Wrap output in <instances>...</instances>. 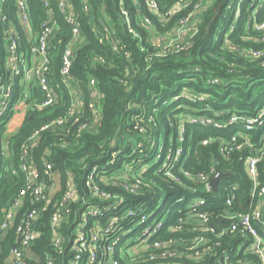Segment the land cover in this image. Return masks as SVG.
Here are the masks:
<instances>
[{"label": "trees", "instance_id": "1", "mask_svg": "<svg viewBox=\"0 0 264 264\" xmlns=\"http://www.w3.org/2000/svg\"><path fill=\"white\" fill-rule=\"evenodd\" d=\"M29 1L33 24L38 29L48 17L47 8L43 0ZM70 1L86 38L77 48L71 70L72 78L80 82L82 109L72 112L73 95L63 84L61 72L62 56L74 36V25L60 10L58 1L51 0L57 23L51 65L58 101L40 110L30 108L45 99L41 88L33 86L22 124L8 132L11 112L0 120V159H6L3 147L7 141L8 161L16 166L36 131L60 118L66 120L61 126L41 131L31 147L30 155L41 172L46 162L51 163L59 173L60 185L51 200L27 197V209H41L37 219L41 235L31 245L40 258L39 264H46L49 257H54L57 264L70 263L75 256L72 247L78 226L82 225L87 235L94 228L97 217L89 213L91 208L106 212L104 225L109 218L117 217L121 242L116 247V258L122 264H139L133 259L130 262L119 251L130 238V246L149 245L148 254L154 258L141 264H197L188 255L195 253L185 248L182 240L200 235L209 237V241L230 243V260L236 263L244 257L235 255L240 237L229 232L220 238L217 235L231 226L226 212L230 196L237 195L234 209H251L248 200L252 184L245 171V161L251 154L247 141L264 146V114L260 115L264 111V30L256 27L264 22V0H154L155 9L147 0ZM179 4L181 8H176ZM194 10L193 26L180 48L175 45L164 50L152 42L153 31L164 30L165 23L166 31H171ZM252 52L261 54L254 57ZM95 90L99 92L97 98L92 95ZM19 96L17 89L16 98ZM93 102L96 111L91 107ZM203 118L211 123L194 121ZM249 118L259 121L246 130ZM179 147L180 164L168 165L169 153ZM212 167L210 179L219 173L229 175L219 179V193L208 190L206 182L198 179L200 174L210 173ZM260 168L263 176L264 159ZM93 171L100 173L94 184L108 195L119 196V205L115 197L91 192L88 177ZM70 178L79 199L64 208L59 230L65 241L60 252L53 245L51 217ZM137 180L141 183L135 193L124 187H134ZM233 183L239 185L236 191L231 188ZM26 184L23 173L0 174V223L2 208L10 205ZM196 198L206 199L196 212L208 214L215 233L201 228L194 231L187 223L192 212L189 203ZM128 211L132 213L127 215ZM146 215L150 219L143 224ZM159 222L162 226L155 233L153 229L145 230ZM13 236L11 232L3 241L0 264L14 245ZM203 264H213V260L210 257Z\"/></svg>", "mask_w": 264, "mask_h": 264}, {"label": "built area", "instance_id": "2", "mask_svg": "<svg viewBox=\"0 0 264 264\" xmlns=\"http://www.w3.org/2000/svg\"><path fill=\"white\" fill-rule=\"evenodd\" d=\"M57 1L60 10L67 15L68 21L74 25V36L67 43L61 60L62 82L69 87L74 98L72 83L79 81L72 78L71 70L77 48L86 41V38L77 25L78 16L71 1ZM43 2L47 8L48 17L42 23L41 27L36 29L33 24L29 0H0V55L3 54V57L0 56L3 59V61H0V120L6 119L11 112V118L6 124L8 132L16 130L22 124L25 114L30 107L27 101L33 86L41 88L45 93V99L42 102L32 104L30 108L40 110L45 107H50L58 101V95L55 89L57 85L55 82V71L51 65L53 63L51 49L55 43L54 34L57 23L54 20L51 0H43ZM147 2L152 9L156 8L157 4L154 0H147ZM176 8H181L180 4ZM196 12L194 10L184 24H188V21L191 20V25H193L194 13ZM184 24L181 26H184ZM256 27L259 31L264 30V22L261 24L257 23ZM190 31L191 28H189ZM260 54V52H252L254 57H258ZM17 89H19L20 93L18 99L16 98ZM92 95L94 98H97L99 97V92L95 90ZM78 107L77 103L73 101L72 112H79L82 108ZM91 107L96 111V102H93ZM263 114L264 111L260 115ZM194 121L204 125L211 123L210 119L205 118ZM257 121H259L258 118L246 119V130L253 129ZM65 123L66 120L60 118L55 122L46 124L31 136L30 140L32 144L38 138L41 131L52 126H61ZM87 126L90 127V125H84V127ZM262 140L264 145V136H262ZM204 142L206 143L207 140ZM247 143L250 147L251 154L245 161V171L252 184L250 192L251 198L248 200L251 209L246 211L234 209V201L237 195L233 194L230 196L226 202V212L229 211L227 216L232 220L231 226L228 230L220 231L217 235L218 238L227 232L238 235L240 240L236 246L235 255H243L244 257L239 258L236 263L231 262V255L229 253L231 244L225 243V241H209V237L207 236L200 235L191 240H182L184 247L195 253L194 256L188 255L190 258L198 261L197 264H203V261L210 257L213 260V264H256V260L259 261V264H264V175L262 176L260 168L261 162L264 159V146L258 147V145L250 141H247ZM32 144L24 147L20 163L16 166L11 160L8 161V153L6 152L7 141L4 143L3 155L6 159H0V174L4 172L5 174L10 173L19 176L20 173H23L26 176L27 184L20 191L18 197L10 205L4 206L1 211L0 254L2 253L3 241L11 236V232H14V245L9 249V253L2 264L40 263V258L31 250V245L41 235L37 223L41 209L39 207L27 209V197L30 195L34 201H40L42 199L51 200L60 190L59 173H55L53 165L47 162L44 172H41L38 164L30 155L32 152ZM181 155V147L175 152H170L167 157V164H180ZM213 171L214 168L212 167L210 173L200 174L198 176L199 180L206 182L207 189L211 191H213L211 187L213 178L210 179V174ZM187 174L189 175V173ZM99 176L100 173L98 171H93L89 175L88 183L91 192L96 196L104 198L115 197V201L118 200L119 205L122 202L119 196L108 195L94 184L96 178ZM107 177L106 175V179ZM173 178L176 181H181L175 175H173ZM46 179L48 182H46ZM140 183L141 181L137 180L134 187H124L130 192L135 193ZM231 188L236 191L239 185L233 183ZM219 191L220 189L218 187L217 193ZM78 199V191L73 179L70 178L64 196L57 203V211L51 217V224L54 230L53 245L60 252L65 241L64 236L59 230L60 221L65 216L64 208ZM205 203V198H196V200L189 203V207H192V212L189 213L187 223L193 226L194 231L202 229L215 233L214 228L209 225L210 217L208 214L196 212L197 208ZM241 207L245 208L244 205H241ZM113 208H117V205ZM89 213L97 217L93 223L94 228L91 235H87L83 231L82 225L78 226L72 247L75 256L69 264H122L116 258V247L121 242V235H119L120 229L118 230L116 226L117 217L109 218V223L104 225L103 218L106 214L104 210L91 208ZM131 213V211H128L126 214L130 215ZM149 219L150 217L148 215L144 216L142 223L146 224ZM161 226L162 222H159L156 227L150 226L145 230L149 231L153 229L152 232L155 233ZM130 242L131 238L125 240V244L119 248L122 255L132 247L129 244ZM156 245L158 247L163 246L162 243H156ZM147 246L149 248V245ZM142 253L144 254L143 256L137 255L135 258L133 257V260L139 264L144 263V261L149 263L153 260L154 257L148 254V249ZM254 257H256V260ZM46 264H57V260L54 257H49Z\"/></svg>", "mask_w": 264, "mask_h": 264}, {"label": "rangeland", "instance_id": "3", "mask_svg": "<svg viewBox=\"0 0 264 264\" xmlns=\"http://www.w3.org/2000/svg\"><path fill=\"white\" fill-rule=\"evenodd\" d=\"M201 5H203V3H201ZM183 24L184 23H179L177 26H174L173 28L170 26L169 29L172 28V30L171 31L167 30L169 32L166 31V25L167 24L166 23L163 24L164 30L153 31L154 41L152 40V42L154 44H156L158 47H164L163 48L164 50L166 49V47H173L175 45H176V47H179L180 46L179 44L182 41L184 42L186 37L189 35V28H191L193 26V25H191V20L188 21V24H184V26H181ZM179 25H180V27H179ZM164 130H165V127H164ZM180 131L182 133L183 129L181 128ZM147 249H148V246L145 244L134 245L131 248H129L127 250L128 252H125L124 255L125 256L127 255V257L130 259L129 261L131 262L133 257L135 258L137 255L143 256L144 254L142 252L147 251Z\"/></svg>", "mask_w": 264, "mask_h": 264}, {"label": "crops", "instance_id": "4", "mask_svg": "<svg viewBox=\"0 0 264 264\" xmlns=\"http://www.w3.org/2000/svg\"><path fill=\"white\" fill-rule=\"evenodd\" d=\"M72 87L74 89V101L77 103V105L79 106L78 108H82L83 107V98H82V93H81V89H80V83L75 81L74 83H72Z\"/></svg>", "mask_w": 264, "mask_h": 264}, {"label": "water", "instance_id": "5", "mask_svg": "<svg viewBox=\"0 0 264 264\" xmlns=\"http://www.w3.org/2000/svg\"><path fill=\"white\" fill-rule=\"evenodd\" d=\"M227 176H229V175L219 173V174H217V175L215 176V178L211 181V187H212V189H213V191H214L215 193L218 192V181H219V179H220L221 177H227ZM227 213H229V211H227Z\"/></svg>", "mask_w": 264, "mask_h": 264}]
</instances>
